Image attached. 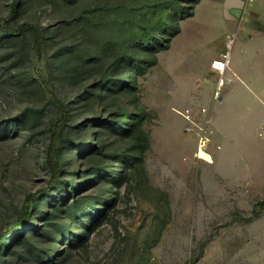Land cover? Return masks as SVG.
<instances>
[{
    "label": "rangeland",
    "instance_id": "rangeland-1",
    "mask_svg": "<svg viewBox=\"0 0 264 264\" xmlns=\"http://www.w3.org/2000/svg\"><path fill=\"white\" fill-rule=\"evenodd\" d=\"M197 1L20 0L13 17L14 0H0V264H264V198L244 214L237 188L214 197L211 123L198 150L221 76L214 92L199 85L196 48L187 71L168 69ZM26 23L46 38L41 62L33 31H6ZM50 90L68 109L63 173L12 234L51 180Z\"/></svg>",
    "mask_w": 264,
    "mask_h": 264
},
{
    "label": "crops",
    "instance_id": "crops-1",
    "mask_svg": "<svg viewBox=\"0 0 264 264\" xmlns=\"http://www.w3.org/2000/svg\"><path fill=\"white\" fill-rule=\"evenodd\" d=\"M202 4L209 9L201 10ZM181 22L168 69L196 70L199 85L214 92L219 74L212 64L225 54L230 57L227 82L217 99L219 109L211 113L213 162L208 165L215 170L211 182L222 184L221 190L213 191L214 197L229 200L230 191L237 188L242 200L238 211L248 214L249 205L264 198V139L260 133L264 118V0H199L193 14ZM202 23L210 24L213 32L207 34ZM204 36L212 41L211 47L197 42ZM193 48L205 53V63L191 61L186 69L187 55ZM232 122L236 123L233 128ZM224 205L223 213L234 212L230 201Z\"/></svg>",
    "mask_w": 264,
    "mask_h": 264
},
{
    "label": "trees",
    "instance_id": "trees-1",
    "mask_svg": "<svg viewBox=\"0 0 264 264\" xmlns=\"http://www.w3.org/2000/svg\"><path fill=\"white\" fill-rule=\"evenodd\" d=\"M199 2V0L196 2V4ZM20 3V0H14V6H13V17L16 15V11L18 9V5ZM195 4V5H196ZM193 13L189 14L187 17H190ZM31 30L33 31V48L34 51L37 54L38 62H41L44 56V51L46 48V38L43 34V31L38 28L35 25L32 24H23L18 29L13 30L10 28H7L6 31L10 33H20L22 31ZM51 91V90H50ZM52 97L54 99V103L57 108V119L52 123L51 125V143L49 145V151H48V166L51 171V180L48 183V186L46 188H43L39 190L38 192H35L34 194H30L26 199V204L24 211L22 213V222L15 227L14 231L11 232L14 234L15 232L22 229L25 225L30 223L34 211L35 206L37 205L38 201L47 195L51 193L53 189H55L59 183V180L61 178V175L63 173V165L59 156L60 150L56 147V144L61 136L62 130L64 129V126L67 122L68 118V109L67 106L57 97V95L51 91ZM259 206L264 207V201L259 204Z\"/></svg>",
    "mask_w": 264,
    "mask_h": 264
},
{
    "label": "built area",
    "instance_id": "built-area-1",
    "mask_svg": "<svg viewBox=\"0 0 264 264\" xmlns=\"http://www.w3.org/2000/svg\"><path fill=\"white\" fill-rule=\"evenodd\" d=\"M250 1L254 2L257 0H250ZM229 60H230L229 55L225 54L222 56V58L220 60H217V61L213 62V64H212L213 69H215L218 72V74L221 76L219 83H218V90L215 93L216 98H218L220 96V94H221L220 90L223 87V85L225 84V81H226L225 76H226V73L228 71ZM204 112L206 113L207 110H204ZM183 116L186 118V120L194 123V121L191 120V115L189 114L188 111ZM210 123H211L210 120H206V121H204V123L201 126H199V125L197 126V128L199 130L198 136L200 137L198 150L203 148L207 153H208V149H207L208 139L205 136V129L208 128ZM260 133H261L262 138L264 139V118H263L261 125H260ZM196 157H198L197 154H196Z\"/></svg>",
    "mask_w": 264,
    "mask_h": 264
}]
</instances>
